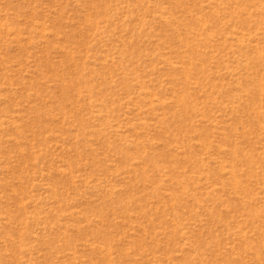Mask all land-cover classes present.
Masks as SVG:
<instances>
[{
	"label": "rangeland",
	"instance_id": "1",
	"mask_svg": "<svg viewBox=\"0 0 264 264\" xmlns=\"http://www.w3.org/2000/svg\"><path fill=\"white\" fill-rule=\"evenodd\" d=\"M0 264H264V0H0Z\"/></svg>",
	"mask_w": 264,
	"mask_h": 264
}]
</instances>
